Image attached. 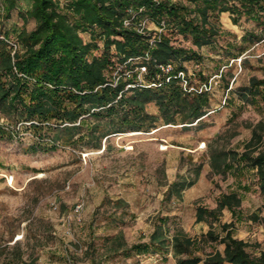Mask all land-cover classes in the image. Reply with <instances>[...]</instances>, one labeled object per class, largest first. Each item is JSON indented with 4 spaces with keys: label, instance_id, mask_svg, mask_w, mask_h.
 <instances>
[{
    "label": "trees",
    "instance_id": "trees-1",
    "mask_svg": "<svg viewBox=\"0 0 264 264\" xmlns=\"http://www.w3.org/2000/svg\"><path fill=\"white\" fill-rule=\"evenodd\" d=\"M1 1L2 19H10L17 8L23 23L12 28L14 37L9 31L0 33V119L9 122L0 124V138H12L15 126L25 124L41 135L26 148L33 153L66 145L100 148L113 135L151 132L162 125L201 126L211 110L209 79L200 73L206 88H191L187 63L200 61L202 49L209 47L219 54V67L228 68L249 46L264 42V0H28L27 7L20 5L21 0ZM227 13L229 24L238 25L245 18L255 25L240 41L220 44L227 33L220 19ZM150 22L161 31L148 30ZM248 60L241 58L243 65ZM165 63L173 65L167 75L160 68ZM142 66L144 79L139 78ZM262 69V76L252 75L236 88H230L234 76L230 69H223L220 78L227 89L238 92L243 106L264 103ZM150 103L158 111H150ZM209 153L215 174L244 176L254 171L264 197L263 120L253 126L242 151L211 144ZM192 182L174 181L169 193L180 187L181 197L182 187ZM123 202L118 198L113 203ZM241 204L242 196L234 189L222 193L214 208L198 206L197 220L211 225L201 238L180 229L168 237L160 221L148 242L129 245L119 232L108 235L105 245L110 256L170 252L176 264H264V250L252 254L249 242L234 234ZM225 208L235 219L222 223ZM213 242L220 247L207 251L204 244ZM15 248L20 250V245ZM1 264L34 263L19 251L18 257Z\"/></svg>",
    "mask_w": 264,
    "mask_h": 264
},
{
    "label": "rangeland",
    "instance_id": "rangeland-1",
    "mask_svg": "<svg viewBox=\"0 0 264 264\" xmlns=\"http://www.w3.org/2000/svg\"><path fill=\"white\" fill-rule=\"evenodd\" d=\"M28 3L21 0L20 5ZM227 19L228 13L220 19L227 31L220 44L240 41L255 25L245 18L238 25ZM22 23L17 8L10 19L3 20L0 14V33L9 31L14 37L12 28ZM32 26L29 21L28 27ZM147 28L161 31L153 22ZM263 54L264 42L251 45L232 66L220 68L216 50L204 47L200 61L187 63L191 88H206L200 73L209 79L211 110L201 126L162 125L151 132L113 135L100 148L66 145L33 153L26 148L41 135L18 123L12 138H0V264L18 257L19 251L34 264H176L170 252L163 255L154 250L110 256L106 237L121 232L129 245L148 242L162 221L168 237L180 229L201 238L211 225L197 220V207L214 208L222 193L234 189L242 196V216L237 220L225 208L220 221L235 219L234 234L259 255L264 250V197L255 172L215 174L209 150L214 144L242 151L253 126L264 121V103L243 106L238 92L230 91L247 84L252 75H263L264 58L259 60ZM242 56L249 59L246 65ZM223 69L234 74L226 76L231 78L228 89L220 78ZM144 75L140 70L139 78ZM149 110L155 112L158 107L150 103ZM8 123L0 119V124ZM174 181L193 182L182 187L179 197L180 187L169 193ZM245 184L248 188L242 187ZM118 198L124 200L122 205L113 203ZM213 225L220 231L218 222ZM217 246V242L204 244L207 251Z\"/></svg>",
    "mask_w": 264,
    "mask_h": 264
},
{
    "label": "built area",
    "instance_id": "built-area-1",
    "mask_svg": "<svg viewBox=\"0 0 264 264\" xmlns=\"http://www.w3.org/2000/svg\"><path fill=\"white\" fill-rule=\"evenodd\" d=\"M3 9H4V7H3V4H2V1L0 0V10H3ZM129 23H130L129 21L126 22V24H129ZM144 24H145V23H144ZM0 37H3V36L0 35ZM160 68H161L162 72H163L165 75H167V74H169V73L172 72V70H173V65H172L171 63L160 64ZM145 70H146V67H145V66H142V67H141V72L144 73ZM181 74H182V76L184 77L185 74H184L183 72H181ZM185 84H186V83H185ZM80 207H81V205H77V210H79Z\"/></svg>",
    "mask_w": 264,
    "mask_h": 264
},
{
    "label": "bare ground",
    "instance_id": "bare-ground-1",
    "mask_svg": "<svg viewBox=\"0 0 264 264\" xmlns=\"http://www.w3.org/2000/svg\"><path fill=\"white\" fill-rule=\"evenodd\" d=\"M138 133H141V132H139V131H131L129 134H138Z\"/></svg>",
    "mask_w": 264,
    "mask_h": 264
},
{
    "label": "crops",
    "instance_id": "crops-1",
    "mask_svg": "<svg viewBox=\"0 0 264 264\" xmlns=\"http://www.w3.org/2000/svg\"><path fill=\"white\" fill-rule=\"evenodd\" d=\"M156 112V111H155Z\"/></svg>",
    "mask_w": 264,
    "mask_h": 264
}]
</instances>
